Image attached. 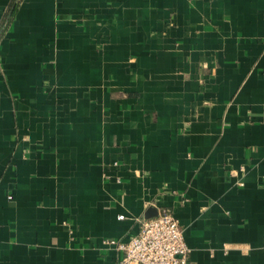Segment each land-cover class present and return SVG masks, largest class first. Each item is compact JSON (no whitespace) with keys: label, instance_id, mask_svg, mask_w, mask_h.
I'll list each match as a JSON object with an SVG mask.
<instances>
[{"label":"crops","instance_id":"obj_1","mask_svg":"<svg viewBox=\"0 0 264 264\" xmlns=\"http://www.w3.org/2000/svg\"><path fill=\"white\" fill-rule=\"evenodd\" d=\"M163 207L264 264V0H0V264H114Z\"/></svg>","mask_w":264,"mask_h":264},{"label":"built area","instance_id":"obj_2","mask_svg":"<svg viewBox=\"0 0 264 264\" xmlns=\"http://www.w3.org/2000/svg\"><path fill=\"white\" fill-rule=\"evenodd\" d=\"M139 223L138 233L129 240H105L122 253L114 264H189L191 249L171 209L163 207L156 216L139 219Z\"/></svg>","mask_w":264,"mask_h":264},{"label":"water","instance_id":"obj_3","mask_svg":"<svg viewBox=\"0 0 264 264\" xmlns=\"http://www.w3.org/2000/svg\"><path fill=\"white\" fill-rule=\"evenodd\" d=\"M158 214L157 208H150L146 214V218L156 216Z\"/></svg>","mask_w":264,"mask_h":264}]
</instances>
